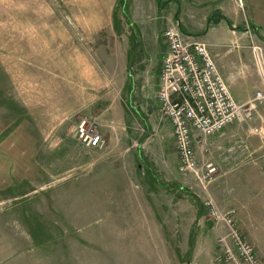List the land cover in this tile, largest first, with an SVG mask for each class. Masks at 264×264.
Returning a JSON list of instances; mask_svg holds the SVG:
<instances>
[{
	"label": "rangeland",
	"instance_id": "374dc122",
	"mask_svg": "<svg viewBox=\"0 0 264 264\" xmlns=\"http://www.w3.org/2000/svg\"><path fill=\"white\" fill-rule=\"evenodd\" d=\"M106 2L0 0V198H8L0 208L29 223L107 225L112 236L127 230L142 244L136 264H228L217 241L222 230L205 211L211 199L220 211H235L241 234L264 258V153L233 159L253 166L220 170L206 185L181 175L170 126L138 73L128 22L106 21ZM237 3L244 17L237 28L250 35L248 63L262 71L264 0ZM128 45L135 49L129 63ZM253 85L264 94V80ZM84 117L97 126L102 148L78 139ZM241 126L243 144L257 147L264 100ZM216 151L201 155L215 163ZM69 213L81 217L69 223Z\"/></svg>",
	"mask_w": 264,
	"mask_h": 264
},
{
	"label": "crops",
	"instance_id": "0c3cea01",
	"mask_svg": "<svg viewBox=\"0 0 264 264\" xmlns=\"http://www.w3.org/2000/svg\"><path fill=\"white\" fill-rule=\"evenodd\" d=\"M118 5L122 11L119 17L115 16ZM104 9L107 11L106 21L111 24L113 21L128 22L129 38L133 40L136 53H140L138 73L143 75V82L149 83L153 89V94L149 92L147 95H152L156 104L158 76L166 50L162 32L169 24H175L182 32L205 41L237 102L249 101L257 90L253 83H262L264 80V69L261 75L251 59V65L248 63V58L252 56L247 50L250 35L246 29L240 31L237 28L244 18L237 0H107ZM135 49L132 45L125 48L124 58L128 63L134 57ZM129 70H132V66L127 67ZM259 117L262 119V116ZM246 137L248 139V134ZM242 138L244 131L241 123L235 122L224 129L222 136L210 139L209 142L222 149L220 154L215 152L214 158L221 171L233 170L235 166L234 169L239 170L252 168L249 160H239L238 163L232 162L234 160L231 158L223 160L221 157L229 155L227 150L234 145L238 149ZM248 144L247 152H261L263 155L264 139L257 147L250 141ZM198 150L204 158L202 149ZM5 199L8 198H0V202ZM51 216L57 217L54 214ZM79 217L78 213H69L67 216L70 218L69 223ZM24 218V213L20 211L0 208V264H111V260H116L118 264H136L137 255L141 258L142 244L137 243L140 240L127 230L112 236L114 228L107 225L80 231V228L57 225L59 222L41 225L26 222ZM80 232L83 236L78 235ZM112 250L119 251L118 258L112 255Z\"/></svg>",
	"mask_w": 264,
	"mask_h": 264
},
{
	"label": "built area",
	"instance_id": "2783aa9c",
	"mask_svg": "<svg viewBox=\"0 0 264 264\" xmlns=\"http://www.w3.org/2000/svg\"><path fill=\"white\" fill-rule=\"evenodd\" d=\"M166 50L158 76L156 99L160 119L171 129L174 149L178 157V172L198 184L206 185L220 174L216 162L202 158L198 149L209 154L220 146L210 139L223 135L224 129L237 122L252 119L257 105L263 103L264 94L255 91L252 98L237 102L210 55L207 44L194 35L182 32L175 24H169L162 32ZM262 75V71H259ZM78 139L87 147L102 148L104 139L94 122L82 118L76 128ZM236 158V145L221 155L223 160L237 159L245 154L247 146L240 142ZM205 211L213 223L221 229L217 241L223 260L228 264H264L253 245L241 234L234 210L223 212L211 199L204 201Z\"/></svg>",
	"mask_w": 264,
	"mask_h": 264
}]
</instances>
